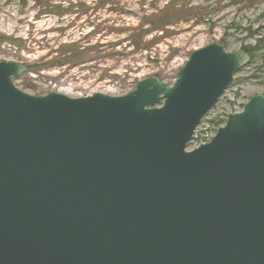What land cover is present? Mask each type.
<instances>
[{
    "label": "water",
    "instance_id": "1",
    "mask_svg": "<svg viewBox=\"0 0 264 264\" xmlns=\"http://www.w3.org/2000/svg\"><path fill=\"white\" fill-rule=\"evenodd\" d=\"M249 63L211 44L171 86L73 99L0 62V264H264V96L187 151Z\"/></svg>",
    "mask_w": 264,
    "mask_h": 264
},
{
    "label": "rangeland",
    "instance_id": "2",
    "mask_svg": "<svg viewBox=\"0 0 264 264\" xmlns=\"http://www.w3.org/2000/svg\"><path fill=\"white\" fill-rule=\"evenodd\" d=\"M39 1L0 0V62L26 68L13 81L25 94L119 97L147 78L171 86L191 53L208 45L254 50L188 151L211 140L252 97L264 96V0ZM46 1L72 14L42 15L37 3ZM170 16L176 24L156 30ZM70 55L80 64L65 62Z\"/></svg>",
    "mask_w": 264,
    "mask_h": 264
},
{
    "label": "trees",
    "instance_id": "3",
    "mask_svg": "<svg viewBox=\"0 0 264 264\" xmlns=\"http://www.w3.org/2000/svg\"><path fill=\"white\" fill-rule=\"evenodd\" d=\"M37 5L45 8L42 11V15H45V16L46 15H54V16H58V17H63L66 14H72V11H70L68 9H63L59 5L57 6V5H54L52 3H49V1H46V2H44L42 4L37 3ZM49 9H51V10H49ZM174 11L175 10H173V8H172L171 13H173ZM174 24H176V21L174 20L173 16L172 17L170 16V17H167L164 20H161L159 22L160 26H158V28L156 30L163 31V30H165L166 27L173 26ZM243 50L249 55L250 59L253 58V55H254V52H255L254 50H251L250 48H244ZM65 62H69V64H80L79 63L80 61H77L75 59V55H70L67 59H65ZM223 124H224V122H223Z\"/></svg>",
    "mask_w": 264,
    "mask_h": 264
},
{
    "label": "flooded vegetation",
    "instance_id": "4",
    "mask_svg": "<svg viewBox=\"0 0 264 264\" xmlns=\"http://www.w3.org/2000/svg\"><path fill=\"white\" fill-rule=\"evenodd\" d=\"M222 46V45H221ZM223 47V46H222Z\"/></svg>",
    "mask_w": 264,
    "mask_h": 264
}]
</instances>
